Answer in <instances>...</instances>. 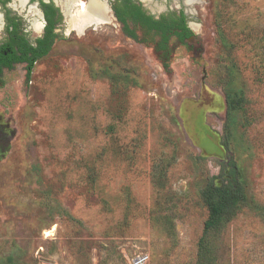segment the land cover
I'll use <instances>...</instances> for the list:
<instances>
[{"label":"rangeland","instance_id":"374dc122","mask_svg":"<svg viewBox=\"0 0 264 264\" xmlns=\"http://www.w3.org/2000/svg\"><path fill=\"white\" fill-rule=\"evenodd\" d=\"M185 3L146 2L156 14L187 12L194 34L171 40L169 70L152 43L117 26L60 29L29 80L25 63L4 70L0 264H126L140 253L149 264H195L209 215L201 190L231 155L248 200L210 233L215 264H264V82L252 65L264 0ZM232 60L248 103L233 113L229 148Z\"/></svg>","mask_w":264,"mask_h":264},{"label":"trees","instance_id":"16d2710c","mask_svg":"<svg viewBox=\"0 0 264 264\" xmlns=\"http://www.w3.org/2000/svg\"><path fill=\"white\" fill-rule=\"evenodd\" d=\"M121 18L126 20L124 14ZM132 20L135 22V28L125 27L126 33L131 34L136 40L143 44H153L155 51L162 63L164 69H170L172 48L170 42L173 37H177L184 42L185 38L191 34V29L185 23L183 13L162 15L156 19L148 15L145 11L138 9L133 12ZM218 15L217 30L218 38L222 47L229 51L234 47L230 42L228 29L225 19ZM10 36L0 46V87L4 85L3 72L5 69H12L17 63H26V78L30 79L35 62L47 56L53 48L55 40L59 34L54 32V28L47 27L43 36L32 44L29 39L17 27L9 30ZM256 60L252 64L259 74L258 79L264 82V39L253 45ZM236 47V46H235ZM228 69L227 80L223 84V90L226 96L227 110L224 124L225 136L224 142L227 147L232 142L233 135V113L238 110H246L248 99L245 91L235 84L241 72V67L235 61H231ZM235 144V143H234ZM236 146V144H235ZM237 150V149H236ZM224 176L211 177L201 190V200L207 207L209 215L204 224L203 234L199 240V255L195 264H215L216 246L212 242L210 233L221 228L237 210L246 203L248 195L245 189L243 179V168L235 159L234 155L228 159L224 168Z\"/></svg>","mask_w":264,"mask_h":264},{"label":"flooded vegetation","instance_id":"af4514ba","mask_svg":"<svg viewBox=\"0 0 264 264\" xmlns=\"http://www.w3.org/2000/svg\"><path fill=\"white\" fill-rule=\"evenodd\" d=\"M153 1L155 0H0V30H3L4 34L0 46L8 40L10 36L9 30L13 27L19 28L32 44H35L36 40L43 36L47 27L54 28V32L59 34L55 40L56 42L62 37L60 29L64 27L75 29L81 26H86L84 29L117 26L122 29V32L128 38L139 42L124 30L127 26L131 29L135 28L136 24L132 20L131 14L138 9L145 11L146 14L152 15L156 19L162 15L169 16L173 14L172 16H174L176 14L180 16L183 13L185 23L191 29L185 9H174L170 6V10L166 12L161 11V13L156 14L146 5V2ZM165 1L168 4L171 0ZM178 1L186 5L185 0ZM88 7L89 9H87ZM90 8L96 9L97 14L87 13L88 11H92ZM84 13H86V17L88 15V18L85 20H83ZM120 13L124 14L126 20L121 18ZM30 30L36 33L34 37H32ZM191 31V34L185 38L184 42L177 37L173 38L181 43H187L194 34L192 29Z\"/></svg>","mask_w":264,"mask_h":264},{"label":"built area","instance_id":"2783aa9c","mask_svg":"<svg viewBox=\"0 0 264 264\" xmlns=\"http://www.w3.org/2000/svg\"><path fill=\"white\" fill-rule=\"evenodd\" d=\"M150 257L146 253H140L133 257H128L126 264H149Z\"/></svg>","mask_w":264,"mask_h":264},{"label":"bare ground","instance_id":"6f19581e","mask_svg":"<svg viewBox=\"0 0 264 264\" xmlns=\"http://www.w3.org/2000/svg\"><path fill=\"white\" fill-rule=\"evenodd\" d=\"M87 9H89V7L87 8ZM86 9V10H87ZM92 11H88L87 13H92V14H97V11H96V9H93V8H90ZM98 11H99V9H98ZM86 13H84L83 14V16H84V18H83V20H85V19H87L88 18V15H87V17H86V15H85Z\"/></svg>","mask_w":264,"mask_h":264}]
</instances>
